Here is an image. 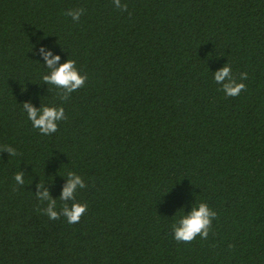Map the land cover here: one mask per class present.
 <instances>
[{
    "label": "trees",
    "instance_id": "obj_1",
    "mask_svg": "<svg viewBox=\"0 0 264 264\" xmlns=\"http://www.w3.org/2000/svg\"><path fill=\"white\" fill-rule=\"evenodd\" d=\"M125 3L0 0V147L19 153L0 152V264H264V0ZM41 48L87 75L67 101ZM226 64L248 73L236 97L214 81ZM26 101L67 120L42 135ZM70 170L75 224L36 210L44 189L59 210ZM199 202L218 213L208 238L177 242Z\"/></svg>",
    "mask_w": 264,
    "mask_h": 264
},
{
    "label": "clouds",
    "instance_id": "obj_2",
    "mask_svg": "<svg viewBox=\"0 0 264 264\" xmlns=\"http://www.w3.org/2000/svg\"><path fill=\"white\" fill-rule=\"evenodd\" d=\"M114 6L120 11H127L128 5L121 4V0H114ZM84 8L79 10L69 9L66 15L70 16L73 21H79L84 13ZM46 61V66L51 69L50 74L42 76L44 82L55 86L59 91L57 95L61 101H67L74 91L79 90L85 85L87 80L86 74H81L76 66V60L67 59L63 63L60 55L53 56L51 51L45 52L43 48L40 50ZM58 65V66H57ZM248 73L242 72L239 74V79L233 75L230 64H226L223 68L214 73V81L220 86L226 97H236L246 89ZM23 111L27 114V118L31 121L33 128L38 129L42 135H51L58 131V122L67 120L63 105L57 106L43 104L41 108H36L30 102L23 103ZM7 149L10 156H17L19 153L10 145L0 147V152ZM68 181L63 187V191L59 200L62 202L61 207L57 210V199L51 197L48 189L43 192H37L36 198L41 204L47 201L44 208L37 207V212H42L51 220H58L61 216L67 218L69 224L79 223L82 216L87 211L88 205L81 203L76 199L77 189H83L87 185L83 177L75 171L67 172ZM14 179L18 185L24 184V173L17 172ZM38 187L43 188L44 183L40 182ZM69 201L72 203L69 204ZM218 213L211 209L206 202H199L198 206H194L190 213L184 214L173 223L172 230L174 238L177 242L191 243L197 236L201 239H207L209 231L212 227V220L217 218ZM234 247V245H229Z\"/></svg>",
    "mask_w": 264,
    "mask_h": 264
}]
</instances>
